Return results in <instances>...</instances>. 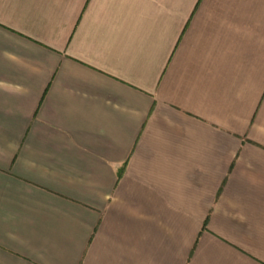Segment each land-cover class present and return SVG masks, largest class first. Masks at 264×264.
I'll return each mask as SVG.
<instances>
[{"label": "crops", "instance_id": "obj_1", "mask_svg": "<svg viewBox=\"0 0 264 264\" xmlns=\"http://www.w3.org/2000/svg\"><path fill=\"white\" fill-rule=\"evenodd\" d=\"M0 264H264V0H0Z\"/></svg>", "mask_w": 264, "mask_h": 264}]
</instances>
